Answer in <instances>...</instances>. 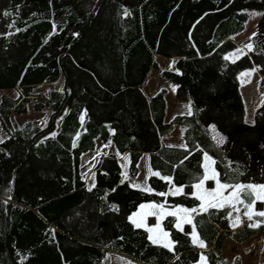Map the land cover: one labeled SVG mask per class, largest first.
Here are the masks:
<instances>
[{"label": "trees", "instance_id": "16d2710c", "mask_svg": "<svg viewBox=\"0 0 264 264\" xmlns=\"http://www.w3.org/2000/svg\"><path fill=\"white\" fill-rule=\"evenodd\" d=\"M251 11L260 12L258 31L252 50H241L233 39ZM228 52L238 56L225 59ZM157 56L177 59L178 69L162 75L192 106L170 122L168 90L152 99L143 91ZM249 67L260 71L264 96V0H0V90L20 91L0 97L7 133L0 143V264H105L108 252L142 264L197 262L190 225L180 231L176 217L164 219L175 241L169 251L129 216L143 202L198 205L190 194L204 176L205 152L222 182L264 184V100L249 123L241 92L240 73ZM61 77L63 89L35 91ZM30 103L37 112L51 110L45 126L15 122ZM176 124L186 126L184 148L162 141ZM97 138L131 153L132 175L150 153L159 173L149 178L152 191L132 187L114 154L100 159L88 187L81 156L95 150ZM161 177L184 185V194L157 195L170 186ZM229 213L223 206L194 215L213 247L204 251L208 264H243L240 255L223 256L225 239L264 233L257 215L259 226L232 231Z\"/></svg>", "mask_w": 264, "mask_h": 264}, {"label": "crops", "instance_id": "0c3cea01", "mask_svg": "<svg viewBox=\"0 0 264 264\" xmlns=\"http://www.w3.org/2000/svg\"><path fill=\"white\" fill-rule=\"evenodd\" d=\"M238 36H239V35H238ZM238 36H237V37H238ZM233 40L235 41V38H234ZM235 42H236V41H235ZM156 60H157V59H156ZM157 62H158V61H157ZM158 65H159V64H158ZM158 68H159V67H158ZM153 69H155V68H153ZM153 69L150 71L149 78L147 79L146 83L143 85V91H144V93L146 94V96H147L149 99H152L153 96L156 95V94H157L162 88H166V89L168 90L167 95H166V99H167V108H166L165 122H170V121H171L176 115H189V114H191V112H192V106H191V104H190L189 101H187V100H183V99H180V98L178 99V97H176L177 95H174V96H173V99H170V97L168 96V95H169V89H170V88L172 89V91H175V94H176V87H177V85H176L175 83L171 82V81L168 80L167 78H166V79H167L168 81H165L163 78H159V79H157L156 83H152V81H151V77H153L154 75L157 76L158 74H161V75H162V71H163V70H167V69H163L162 71H159V73H158V72H153ZM177 69H178V68H177ZM177 69H176V70H177ZM256 69H257V68H256ZM152 72H153V74H152ZM259 72H260V71H259ZM157 73H158V74H157ZM260 74H261V73H260ZM162 76H163V75H162ZM163 77H164V76H163ZM150 81H151V82H150ZM261 81H262V76L260 77V83H261ZM169 84L171 85L170 88L168 87ZM241 86H242V85H241ZM148 88H150V89H149L150 91H148ZM62 89H63V88H62ZM241 92H242V91H241ZM46 93H47V92H46ZM242 95H243V93H242ZM243 99H244V95H243ZM244 102H245V100H244ZM189 106H190V107H189ZM245 108H246V105H245ZM46 109H47V108H46ZM49 110H50V109H49ZM43 111H44V110H43ZM43 111H42V112H43ZM50 114H51V110H50L49 116H50ZM245 114H246V113H245ZM49 116H48V118H47V121H48V119H49ZM245 119H246V117H245ZM61 121H62V118L58 120V128L60 127ZM246 121H247V120H246ZM253 121H254V120H253ZM26 122H27V121H26ZM247 122H248V121H247ZM24 123H25V122H24ZM24 123H23V124H24ZM46 123H47V122H46ZM249 123H252V122H249ZM35 124H36V123H35ZM18 125H19V124H18ZM20 125H22V124H20ZM36 125H38V124H36ZM44 125H45V124H44ZM39 126H41V125H39ZM185 130H186V126L181 125V124H176V125L174 126V129H173L172 132H170L169 134H166V135H163V136H162V141H163V143H164L166 146L181 147V148L186 147V140H185V138H184ZM100 149H102L103 152H102L100 155L95 156V154H97L98 151H99ZM89 152H93V153H89ZM89 152H86V154L83 153L82 156H81V172H82V163H83L84 156H86V157H88V158H91L92 161H95V163H93V165L95 166V167H94V171L91 173V174H93V175L90 174L91 176H93V177L91 178L90 182L88 183L87 180L84 178V179L86 180V184H87L88 187H92V186H94V184H95V182H96V166H97L98 162L100 161V159H101L102 157L106 156V155L114 154V155H116V156L118 157L120 163H121V158H122V157L125 158L126 163L128 164V165H126V166H128V169L126 170L122 165H121V166H122L123 171H124L125 173H126V171L129 172V174L127 175V176H128V180H129V183H131V182H130V177H131V176L136 177V176L139 175V173L141 172V165L145 162V164H146V165L148 166V168H149V175H148V177L146 178V180H144L145 183L142 182V183H141L142 186H140V187H135V186H132L131 184H130V185H131L132 187H135V188H138V189H141V190L144 189V188H150V189H151V185H150V182H149V178H150V176L152 175V173H154V170H153L152 165H151V154H150V153H148V152L143 153V155H142V157H141V159H140V161H139V163H138V166H139V173H138L137 175H132L131 172H130V163H131V153H130V152H126V153L120 154V153L118 152L117 148L115 147V145H114L113 143H104V142L101 141L100 138H97V139H96V148H95V150H92V151H89ZM103 153H104V154H103ZM205 154H207V156L211 158V159L209 160V164L211 165V167L214 166L216 172L218 173V171H217V169H216V167H215V163H214V164L211 163V161H215V159H214L209 153L205 152L204 155H203V162H202V168H203V171H204V175L206 174V171H205V168H204V164L206 163V161H205V159H204ZM82 174H83V173H82ZM83 177H84V176H83ZM218 179H219V174H218ZM219 180H220V179H219ZM208 181H212V182H213V185H212V186H211V185H208ZM220 181H221V180H220ZM199 182H200V181H198V182H196V183L193 184L192 193L190 194L192 197H195V198H196V195H194V194L197 193V189L195 188V185H196L197 183H199ZM221 183H224V182L221 181ZM242 184H248V183H242ZM254 184H255V183H254ZM173 185L176 186V187H182L183 190H185V189H184V185H177V184H174V183H173V180L171 179L170 186H169V188H168V190H167L166 193H168V195H172V196H179V195H182V194H178V195H173V194H171V192H170V188H171ZM234 185H235V184H234ZM216 188H217V186H216L215 181L212 180V179H209V180H206V181L204 182V187H203L202 190H205V191H206V190H211V191H213V190H215ZM184 192H185V191H184ZM231 192H232V189H231V188H229V189L223 191V197H228L229 194H230ZM168 195H166V197H167ZM241 199L244 200V203H236V202H233V204L230 205V204H228V203L225 202V204H224V206H229L230 209H231V215H230L229 217H230V226H231V230H232V231H235V230H238V229L243 228L247 222H248L249 225H250V224H254V223H256V222L258 221V219L255 218V214L253 215V219H252L251 221L247 218V216H245L244 213H245L246 211H248V209L245 207V204L250 203V201H249V198H245L243 195H241ZM256 202H257V201H256ZM200 203H201V201L199 200V204L196 205V206H194V207L199 208ZM263 203H264V202H263ZM150 204H156V205L163 204V205H164V208L166 209L167 212H170V211H172V210H174V209H176V208H179V207L188 208V209L193 208V207H189V206H186V205H183V204L169 203V202H167V200H164V201H162V202H154V201H152V202H143V203H141V204L138 206V208H137L135 211H133V212L130 214L129 218H130V217H131L132 219L134 218V216L137 214V212H138V210H139V208H140L141 205H150ZM235 208H239L240 211H239V212L235 211V210H234ZM210 209H213V208H209V210H210ZM209 210H208V211H209ZM208 211H207V212H208ZM252 211H253V213H256V212H259V211H264V209H260V210L257 209V208H256V203H255V205L253 206ZM167 212H165L166 214H165L164 217L162 218L161 223H162V226H163L164 230H165L166 232L169 233V231L166 230L165 227H164V225H163V221H164V219H165L167 216H170V215H167ZM200 213H206V212L201 211ZM134 214H135V215H134ZM195 214H196V213H193V214H192V216H193V223H194V215H195ZM237 216L240 217V223H239L238 225L234 226V221H235V218H236ZM175 217H176V222H177L178 217H177V216H175ZM132 219H130V220L132 221ZM158 221H160V218H158L156 214H151V215L149 216V218H148V222H149V224L152 225V226L156 225V224L158 223ZM138 223H139V222H138ZM194 224H195V223H194ZM186 225H189V224L184 223L183 230H184V228H185ZM190 226H191V225H190ZM141 228H144V229H146V230L148 229L146 226H142ZM147 231H148V230H147ZM165 231H162V233L165 232ZM195 231H196V234H197V236H198V239H199V240H202V241L204 242V244L206 245V247H203V248H202V247L199 246L198 243H194V244L199 248V250L201 251V255H200L199 260H200L201 257L204 255V256H206V260H207V264H208V258H207V255L205 254L204 251L207 250V249L213 248V247H208V246H207L206 242L200 237V234H199V232H198V230H197V227H196ZM148 233H149V236H150V235L152 236V233H150L149 231H148ZM191 233H192V226H191V230H190V232H189V235H190L191 240H192V242H193L192 234H191ZM168 236L170 237V239H169V237H167V238H166V242H167L168 240L172 241V242H173V249H174L175 241L172 239L170 233H169ZM257 236L259 237V241H262V243H260V242L258 243V248H257V249H258V251H259L260 253H262V255H263V262H262V264H264V252H263V239H264V233H263V232H258L257 234H255V235H253V236L247 238V239H246L245 241H243V242H239V241L235 240V239L232 238V237H227V238L225 239V242H224V245H223V253H222L223 256H225V257H227V258H230V259H233L234 257L240 255V256L243 258V264H248V260L251 261V264H252L254 261L251 259V257H249V258L246 260V259L244 258V256L242 255V253L240 252V248H239L238 246H242L243 244L250 242V240H252L253 238H255V237H257ZM236 247H238V249H237ZM251 250H252L253 252H256V250L253 249V248H251ZM115 253H116V252H115ZM118 254H120V253H118ZM120 255H122V254H120ZM122 256H124V255H122ZM124 257H126V256H124ZM126 258H127V257H126ZM128 259H129V258H128ZM130 260H131V259H130ZM199 260H198V261H199ZM198 261H197V262H198ZM197 262H193V263H190V264H195V263H197ZM136 263H138V262H136ZM254 263H255V262H254ZM105 264H106V263H105ZM107 264H112V263H109V262H108ZM114 264H116V263H114ZM138 264H142V263H138Z\"/></svg>", "mask_w": 264, "mask_h": 264}, {"label": "rangeland", "instance_id": "374dc122", "mask_svg": "<svg viewBox=\"0 0 264 264\" xmlns=\"http://www.w3.org/2000/svg\"><path fill=\"white\" fill-rule=\"evenodd\" d=\"M250 14H251V17H250L249 21L247 22V26H246L245 31L242 34H240L238 37L235 38L236 44L239 46V48L241 50H247L246 46L251 43L253 33L256 34L258 31V20L260 17V12L259 11H251ZM227 56L229 58H236L238 55H236L234 52H228ZM156 59H157L158 64H159V68L153 69V72L159 73V71H162L163 69H167V70H176L177 69V59L176 58L157 56ZM153 72H152V74H153ZM242 73H250V75H246V76L241 75ZM240 75H241V85H242L241 91L244 95V100H245V105H246L245 117H246V120L248 122H253L256 110L263 103V100H264V96L260 92L261 74H260L258 69L249 67V68L243 69L241 71ZM159 78H163L165 81H168L161 74H158L157 76L154 75L153 77H151L152 83H156L157 79H159ZM63 86H64V80H63V77H61L57 81L43 83L35 91H37V92H39V91L48 92L49 90H52V89L61 90L63 88ZM170 86L171 85L169 84L168 87L170 88ZM149 89L150 88H148V91H150ZM19 92L20 91L18 89L0 90V97L2 94H8V95H11L13 97H17L19 95ZM174 95H176L175 91H172V89L170 88L168 96L170 97V99H173ZM49 113H50V110L48 108L45 109L43 112L35 111L33 108V104L30 103L28 112L23 113V114H19V115H15L14 119H15V122L19 125L23 124L26 121H33L34 123H36L38 125L45 126L44 124H46V122H47V118L49 116ZM6 137H7V133L4 130V128L2 127V124L0 122V140H4ZM102 152H103L102 149H100L98 151V153L95 154V156L100 155ZM89 153H93V152H89ZM93 163H95V161H92L91 158L84 156L83 163H82V173H83V176L87 180L88 183L90 182L91 178L93 177V176H91V175H93L91 173L94 171V167H95L93 165ZM207 163L209 164V161H207ZM121 165L126 170L128 169V166H126L128 164L126 163V160L123 157L121 158ZM209 168H210V170L211 169L215 170L214 166L211 167L210 164H209ZM215 172H216V170H215ZM125 174L127 176L129 174V172L126 171ZM148 175H149V168L144 162L141 165V172L139 173V175L136 177H134V176L130 177V182H131L130 184L132 186H135V187L137 185L142 186L141 183L142 182L145 183L144 180H146ZM201 192H211V190H206V191L201 190ZM174 210H172V211H174ZM165 212H167L165 208L163 211H161L159 208H143V209L139 208L137 214L134 216L133 219H135L139 223H142V225L146 226L147 228L155 229L156 225L159 224L160 228L157 229L155 232H152V236L156 239L162 240V242H166V238H164L162 236V231H165V230H164L162 223H161L162 218L166 214ZM153 213L156 214L158 218H160V221H158V223L154 226L150 225L148 222L149 216ZM183 215H184L183 213H178L177 217L179 218ZM182 226H184V224ZM169 239H170V237H169ZM259 242L262 243V241H259V237L257 236L255 238H253L252 240H250V242L245 243L242 246H238L240 248V252L242 253V255L244 256V258L246 260L249 257H251V259L255 262V263L253 262L252 264H262V262H263V255L257 249ZM238 247H236V248L238 249ZM251 248L255 249L256 252H253L251 250ZM203 257L206 258V256H204V255H203ZM108 262L112 263V264H114V263H116V264H138V263H136V262L118 254V253H115V252H108L107 253V256L105 258V263L107 264ZM195 264H207V260L206 259H200ZM248 264H251V261L248 260Z\"/></svg>", "mask_w": 264, "mask_h": 264}, {"label": "snow or ice", "instance_id": "6c2138e0", "mask_svg": "<svg viewBox=\"0 0 264 264\" xmlns=\"http://www.w3.org/2000/svg\"><path fill=\"white\" fill-rule=\"evenodd\" d=\"M5 16L9 15V13L5 12L4 13ZM253 36H255V33H253ZM249 51L252 50V45L249 44L246 46ZM240 51V50H238ZM234 55V54H233ZM229 57H225V59H228ZM241 75H250V73H242ZM190 107V106H189ZM254 123V122H253ZM225 141L224 137H219V139L217 140L218 144H223ZM3 141L0 140V143H2ZM204 159L206 161V163L204 164V168L206 171V174L200 179V182L197 183L195 185V188L197 189V193L194 194L196 195V198L198 200L201 201L199 208L193 207L191 209L188 208H183V207H179L176 208L174 211H170L167 212V215L170 216H177L178 213H183L184 215L179 217L177 222L175 223V227L177 229H179L180 231H183V224L187 223L189 225L192 226V239H193V243H198L200 247H206V245L204 244V242L202 240L198 239V236L196 234V225L193 223V213L196 214H200L201 211L203 212H207L209 210V208H221L224 206L225 202L228 204H233V202L236 203H244V200L241 199V195H243L245 198H250L251 202L248 204H245V207L248 209V211H246L244 214L245 216H247V218L251 221L253 219V215H257L260 217H264V211H259L256 213H253L252 209L253 206L255 205L256 201H262L264 202V184H254V183H248V184H242V183H237L235 185L232 184H228V183H221V181L218 179V173L215 172L214 169L209 168V164L207 163V161H209L211 158L207 156V154H205ZM211 163H215V161H211ZM153 175H159V173H152ZM164 180H167L169 182H171V178L170 177H161ZM212 179L215 181L217 188L211 192H201V190L204 187V182L206 180ZM136 187H140L139 185H137ZM231 188L232 192L229 194L228 197H223V191L227 190ZM142 190L145 191H152V189L150 188H144ZM170 192L173 195H178V194H184V190L182 187H176V186H172L170 188ZM157 195L160 196H166L168 195V193H157ZM113 208L115 209L116 206L113 205ZM141 209L143 208H159L161 211L164 210V205L160 204V205H156V204H150V205H141L140 206ZM235 211L239 212L240 209L239 208H235ZM154 214V213H153ZM135 215V214H134ZM229 215H231V213H229ZM130 219H132L130 217ZM133 224L137 227L140 228L142 227V223H138L135 219H132ZM240 223V217L237 216L235 218L234 221V226L238 225ZM259 221H257L254 224H250V227H257L259 226ZM160 228V225L157 224L156 228H148L147 230L152 233L155 232L157 229ZM169 235L168 232H163L162 236L164 238H167ZM149 239L152 241L153 244H160L163 247L167 248L169 251H173V242L168 240L167 242H162V240L160 239H156L153 236H149ZM178 258V257H177ZM201 259H206L205 257H201Z\"/></svg>", "mask_w": 264, "mask_h": 264}]
</instances>
